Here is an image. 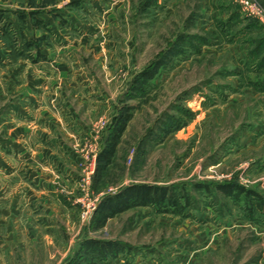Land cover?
Segmentation results:
<instances>
[{
	"label": "rangeland",
	"instance_id": "rangeland-1",
	"mask_svg": "<svg viewBox=\"0 0 264 264\" xmlns=\"http://www.w3.org/2000/svg\"><path fill=\"white\" fill-rule=\"evenodd\" d=\"M0 8L51 18L34 29L13 14L18 44L0 41V264H264V24L240 0ZM41 42L71 48L48 59ZM121 115L129 122L97 178ZM137 185L167 188L176 204L95 229L101 201ZM87 240L115 243L116 257L88 256Z\"/></svg>",
	"mask_w": 264,
	"mask_h": 264
},
{
	"label": "trees",
	"instance_id": "trees-1",
	"mask_svg": "<svg viewBox=\"0 0 264 264\" xmlns=\"http://www.w3.org/2000/svg\"><path fill=\"white\" fill-rule=\"evenodd\" d=\"M42 9L43 7L40 8V10ZM9 13L12 15L15 14L16 19L22 26H25V24H29V21L30 23H32L29 25H31L34 29L38 27L41 28L40 25H44L43 22L38 18L41 13L38 11H34V9L26 14L24 12L13 13V10H2L0 8V41H4V43H6V41L8 40L7 42H9V44L11 45L10 47H13L14 44L17 45L19 39L14 35V32L12 31V23L9 20L8 16ZM20 35L21 38H23L22 28L20 29ZM28 46L37 47L39 45L36 43V41H26V43H24V47ZM155 71L152 73H150L149 71H144L141 74L142 81L152 79ZM128 122L129 117H125L123 115L115 118L114 128L107 140L106 148L101 152L97 160V178L100 177L107 169L106 167L109 165L110 159L114 155L117 143L124 130L126 129ZM233 189L228 188L225 190L223 189V191L230 195L235 193ZM239 191H241L240 194H245L244 192H242V190ZM168 192L169 191L167 188L150 187L144 185L128 187L117 195L107 197L101 201L93 218V226L95 229H102L106 226L109 220L134 207L176 204V202L172 201V196L169 195ZM237 193L239 194V192ZM116 249L117 245L115 243L100 242L96 240H87L83 243L82 246V250L85 252V254H87L88 256H97L102 260L106 259L109 256L116 257L118 252V250Z\"/></svg>",
	"mask_w": 264,
	"mask_h": 264
},
{
	"label": "crops",
	"instance_id": "crops-1",
	"mask_svg": "<svg viewBox=\"0 0 264 264\" xmlns=\"http://www.w3.org/2000/svg\"><path fill=\"white\" fill-rule=\"evenodd\" d=\"M2 10H12V9H7V8H1ZM45 9H47V8H45ZM42 11H44V9L42 10ZM49 11V10H48ZM48 11H46V14L44 15V14H40L39 15V19L43 22V21H45L46 20V18L48 17L47 16V12ZM10 18H9V20L11 21V23H12V20H13V18H12V14H10L9 13V15H8ZM16 17V16H15ZM49 19H51L50 17H48ZM17 20V19H16ZM47 22V21H46ZM50 24H51V22H49ZM29 26V25H28ZM50 28L52 29V31H53V37L54 38H58V35L59 34H61V33H59V30H58V28L55 26V24H51V26H50ZM29 34L31 35L30 37H32L33 36V32L31 31V29H30V27H29ZM35 35H36V37H43L45 34H43V33H41L40 31H37V32H35ZM61 37V36H60ZM81 38V37H80ZM49 39H51V40H53L52 38H49ZM54 41V40H53ZM42 43V51H43V55L46 57V58H48L49 59V57L48 56H50V55H57V56H55V58L56 59H58V60H60V56H62V57H64L65 55V53H63L62 55H60V50L61 49H64V50H67V49H70L71 48V44H69L67 47H63V48H57L56 49V47L57 46H55V45H51V47H52V51H54L55 53L53 54V53H48V51H49V49H45V47H44V43H46V42H41ZM45 45H47V44H45ZM67 56H68V54H67ZM54 57V56H53ZM67 59V58H66ZM53 61H55V59L53 58ZM58 63H59V61L57 62V63H52L53 65L51 66V67H54V65H56L57 67L55 68L54 67V70H56V72L57 73H59L60 75H63V73H64V71L63 70H60V66H58ZM61 68H63V67H61ZM56 90V89H55ZM43 92L45 93V90H43ZM53 93L56 95V91H53ZM53 100V102H55L56 101V97L55 98H53L52 99ZM38 104H40V106H41V109L43 108V110L44 109H51L52 107L51 106H49L48 104H46L45 102H43V100H40L39 102H38ZM53 113V112H52ZM37 114H39V113H37ZM53 115V117L55 116L54 115V113L52 114ZM37 117V116H36ZM49 125V124H48ZM44 184H46L45 182H43Z\"/></svg>",
	"mask_w": 264,
	"mask_h": 264
},
{
	"label": "built area",
	"instance_id": "built-area-1",
	"mask_svg": "<svg viewBox=\"0 0 264 264\" xmlns=\"http://www.w3.org/2000/svg\"><path fill=\"white\" fill-rule=\"evenodd\" d=\"M240 5L244 13L264 24V11L260 6L248 0H240ZM95 204V201L91 204L89 211L90 214L93 211Z\"/></svg>",
	"mask_w": 264,
	"mask_h": 264
}]
</instances>
